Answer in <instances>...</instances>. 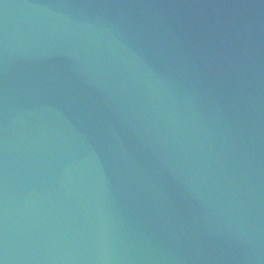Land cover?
Returning a JSON list of instances; mask_svg holds the SVG:
<instances>
[{
    "label": "water",
    "instance_id": "water-1",
    "mask_svg": "<svg viewBox=\"0 0 264 264\" xmlns=\"http://www.w3.org/2000/svg\"><path fill=\"white\" fill-rule=\"evenodd\" d=\"M0 264H264V0H0Z\"/></svg>",
    "mask_w": 264,
    "mask_h": 264
}]
</instances>
